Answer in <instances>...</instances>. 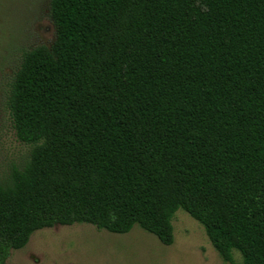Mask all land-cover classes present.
Here are the masks:
<instances>
[{"label":"trees","instance_id":"trees-1","mask_svg":"<svg viewBox=\"0 0 264 264\" xmlns=\"http://www.w3.org/2000/svg\"><path fill=\"white\" fill-rule=\"evenodd\" d=\"M49 18L6 98L30 153L0 184V264L56 224L169 246L178 209L223 264H264V0H50Z\"/></svg>","mask_w":264,"mask_h":264},{"label":"rangeland","instance_id":"rangeland-1","mask_svg":"<svg viewBox=\"0 0 264 264\" xmlns=\"http://www.w3.org/2000/svg\"><path fill=\"white\" fill-rule=\"evenodd\" d=\"M50 0H0V184L13 167L21 168L30 146L16 139L6 98L23 52L50 46L55 32ZM173 243L134 226L114 234L85 223L53 225L34 231L21 249L10 250L6 264H223L202 226L178 209L172 220ZM233 257L240 261L234 251Z\"/></svg>","mask_w":264,"mask_h":264}]
</instances>
